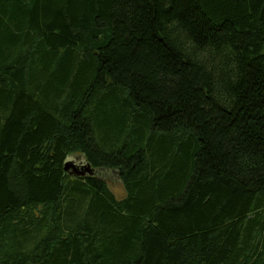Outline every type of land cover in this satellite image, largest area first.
I'll use <instances>...</instances> for the list:
<instances>
[{"label": "trees", "instance_id": "trees-1", "mask_svg": "<svg viewBox=\"0 0 264 264\" xmlns=\"http://www.w3.org/2000/svg\"><path fill=\"white\" fill-rule=\"evenodd\" d=\"M0 264H264V0H0Z\"/></svg>", "mask_w": 264, "mask_h": 264}, {"label": "rangeland", "instance_id": "rangeland-1", "mask_svg": "<svg viewBox=\"0 0 264 264\" xmlns=\"http://www.w3.org/2000/svg\"><path fill=\"white\" fill-rule=\"evenodd\" d=\"M115 104L119 105L121 102L117 101H111L105 103V110H111ZM118 109V107L116 108ZM101 111V110H100ZM111 130V129H109ZM111 131H114L113 129ZM119 145H122V140L119 142ZM80 158L79 155L75 156V158ZM99 173L102 174V177H104L105 182L108 185L109 190L112 192V194L115 196L116 199L121 200L125 197V191L120 183L119 177L115 172H112L110 170H99ZM93 174V171H92ZM90 173V175H92ZM97 175V172H95L94 176Z\"/></svg>", "mask_w": 264, "mask_h": 264}, {"label": "water", "instance_id": "water-1", "mask_svg": "<svg viewBox=\"0 0 264 264\" xmlns=\"http://www.w3.org/2000/svg\"><path fill=\"white\" fill-rule=\"evenodd\" d=\"M69 169L71 170V175L77 177L90 174L92 170L90 164L81 156L80 158H75L73 156L67 158L64 163V170L68 171Z\"/></svg>", "mask_w": 264, "mask_h": 264}, {"label": "bare ground", "instance_id": "bare-ground-1", "mask_svg": "<svg viewBox=\"0 0 264 264\" xmlns=\"http://www.w3.org/2000/svg\"><path fill=\"white\" fill-rule=\"evenodd\" d=\"M68 171H69V173H70L71 170L69 169ZM70 174H71V173H70ZM87 175H90V174H87ZM73 176H74V175H73Z\"/></svg>", "mask_w": 264, "mask_h": 264}]
</instances>
